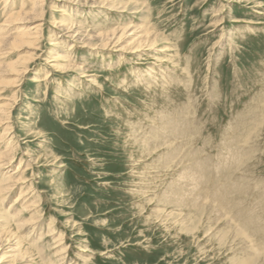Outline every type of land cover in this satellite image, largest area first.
<instances>
[{
	"label": "rangeland",
	"instance_id": "374dc122",
	"mask_svg": "<svg viewBox=\"0 0 264 264\" xmlns=\"http://www.w3.org/2000/svg\"><path fill=\"white\" fill-rule=\"evenodd\" d=\"M52 1L10 22L20 3L0 0L2 34L42 33L0 55V103L17 101L0 182L26 163L0 236L32 255L0 243V264H264V0ZM124 27L141 32L103 46ZM11 205L40 216L28 232Z\"/></svg>",
	"mask_w": 264,
	"mask_h": 264
},
{
	"label": "bare ground",
	"instance_id": "6f19581e",
	"mask_svg": "<svg viewBox=\"0 0 264 264\" xmlns=\"http://www.w3.org/2000/svg\"><path fill=\"white\" fill-rule=\"evenodd\" d=\"M12 1V4H13V6H15L16 5V3H17V1L20 3L19 5H20V10L19 11H13L12 13H10L9 15H8V17H7V19L9 18V19H11V21L10 22H15L16 21V18L17 17H21V16H28V15H33L34 16V20H41V19H43L44 18V12H45V7L47 6L46 5V0H11ZM10 0H6V3L8 4V3H10L11 2ZM55 1V0H54ZM54 1H52V10H53V6L55 5L54 4ZM66 1V0H65ZM67 1H73V0H67ZM99 1H109V0H99ZM124 1L123 0H113V3H111L112 5H116V6H120L121 8L122 7H124L125 8V6H126V4H129L130 5V3L129 2H125V3H123ZM122 3V4H121ZM80 5H83V4H80ZM85 5V4H84ZM132 6H135V5H132ZM136 7V6H135ZM26 9H28L29 11H30V13L29 12H26L27 10ZM62 9V8H61ZM60 9V10H61ZM122 12V11H121ZM29 13V14H28ZM63 16H65V15H63ZM220 16V15H219ZM9 19H8V21H9ZM28 19H26V22H28L27 21ZM72 20V19H71ZM53 21V20H52ZM75 21V20H74ZM73 21V22H74ZM42 22V21H41ZM54 22V21H53ZM77 23V22H76ZM65 24V21L64 20H60V21H58L57 22V20L54 22V27H58V25L59 26H61V25H64ZM136 25V24H135ZM83 26V25H82ZM81 26V27H82ZM40 28V27H39ZM61 28V27H60ZM70 28V29H69ZM69 28H66V30H68L67 32H71L72 31V28H73V25L71 26L70 25V27ZM145 28V27H144ZM36 29V28H35ZM4 30L5 29H2L1 28V32H0V55H2L1 54V51L3 50L2 49V46H4L5 45V43H8V45L9 44H12V45H14V44H18V45H28V46H32V47H34L33 45H36V42L39 40V38H40V36H41V32H35V31H32V28H28L26 31H22V30H20V31H18L17 33H14V36L13 37H10L9 36V34L7 35H4V34H2L3 32H4ZM80 30V29H79ZM76 31V30H75ZM146 31H147V29H146ZM65 32V31H64ZM130 32V33H129ZM138 32H141V29H139V28H135V29H133V28H131V27H124V29L121 31V32H119V33H117L116 34V32L115 31H113V32H111L110 34H99L98 36L100 37V39H102V37H104L105 39H104V44H103V46H107L108 44H109V41L110 40H116V43H119L120 42V40L125 36V35H127V34H129V36H134V35H137L138 34ZM77 33V35L79 34V36H81V35H84L85 33H82V32H76ZM13 34V33H12ZM39 34H40V36H39ZM72 34V33H71ZM67 36V35H66ZM73 36V35H72ZM85 36V35H84ZM55 37V36H54ZM138 37H139V39H138ZM144 36L143 35H141V36H137L136 38H135V40L137 39L138 41H141L142 42V40H140L141 38H143ZM79 38V37H78ZM160 38V35H156L154 38H151V40L153 41V44L154 43H156V41L158 40ZM56 39V38H55ZM41 40V39H40ZM71 40V39H70ZM90 40V39H89ZM145 41H147V38H146V40ZM40 42V41H39ZM57 43V44H56ZM56 45L57 46H60V43L59 42H57L56 41ZM122 43H123V41H122ZM89 43L87 42V45H88ZM110 46V45H109ZM38 47V46H37ZM116 47V46H115ZM121 47V46H120ZM141 48V45H139V47L136 49V50H138V49H140ZM35 50V49H34ZM106 50V49H105ZM157 50V49H156ZM67 53H59L58 55H56L54 58H55V60H56V62H64V61H66V59H67V55H66ZM39 55V54H38ZM33 59V57H30V59L29 60H25V61H21L20 62V67H19V69H17L16 71H14L12 74H14L15 76H16V78H17V80L22 76V75H26L27 73H28V62L30 61V60H32ZM37 61V60H36ZM54 63V62H53ZM58 66H60V65H58ZM58 68V67H57ZM60 68H62L63 70H65V69H67V68H72L71 66L70 67H63V66H60ZM77 68V67H76ZM59 69V68H58ZM49 75V74H48ZM170 76V75H169ZM34 78V77H33ZM49 79V78H48ZM16 79H15V81L14 82H16L17 81ZM35 82H39L38 80L39 79H37L36 77H35ZM20 80H18V82H19ZM21 84V83H20ZM14 85V84H13ZM21 87V86H20ZM19 95V94H18ZM2 103H0V127L3 125H5L6 123H8V119H9V113H10V108L12 107L13 108V106L14 105H16L17 104V101H16V99L14 98V100H12V99H9V101H1ZM10 124V123H9ZM6 126V125H5ZM10 127H12L11 125H10ZM13 130V129H12ZM4 133H3V135H2V137H0V139H4L5 137H7V134H9V132H10V129H9V127L8 126H6L5 127V129H4ZM12 136V135H11ZM12 138L13 137H11L9 140H8V143H11V142H13V140H12ZM17 139V138H16ZM7 142V141H6ZM14 143V142H13ZM16 143V142H15ZM15 145V144H14ZM17 145H18V143H17ZM7 146V145H6ZM5 147V146H4ZM13 148H11V147H9L8 146V148L7 149H5L3 152H0V170L2 169V168H4L3 167V165H5V163H8V162H11L12 160H13V158L15 157V151L16 150H14ZM27 155V154H26ZM22 158V157H21ZM7 160V161H6ZM6 161V162H5ZM25 165H26V163H25ZM25 165H24V163H23V159H21V161H20V163H19V165H18V169H17V171L15 172V173H6V174H4L3 175V177H2V179H1V182H0V197L2 198V200H4L5 199V195L6 194H9L10 193V191L14 188V186H17L18 184H20V183H24V181H23V177H21V175H20V177L17 175L18 173L17 172H19V170H20V168H24L25 167ZM21 173V172H20ZM30 185V184H29ZM33 186V185H32ZM22 189V188H21ZM24 189V188H23ZM34 192V191H33ZM36 192V191H35ZM28 195V191L27 190H24V191H21V193L19 194V196H18V199L17 200H20V199H24L25 198V196H27ZM35 200V199H34ZM24 202H25V200H24ZM29 204V203H28ZM23 204H21V206H22ZM27 205V204H26ZM34 206H36V204H35V202H31L30 203V205L28 206L29 208H32V207H34ZM24 207H27V206H24ZM9 210L12 212V214L10 215L9 214V218L10 219H12V218H14L15 216H16V223H17V231H21V230H25L26 231V225H29V224H31V223H33V222H35L36 223V221H34L35 219H39L40 218V216H35V214H34V216L32 217V218H30L29 220H27V221H23L22 219H20L19 220V222H17L18 221V219L20 218V216L22 215V212L21 211H18V212H16L17 210L15 209L14 210V205H11L10 206V208H9ZM12 216V217H11ZM44 221V220H43ZM53 221V220H52ZM53 227V226H52ZM53 230V229H52ZM26 232H28V231H26ZM25 232V235L27 234ZM47 233V232H46ZM24 235V236H25ZM35 234H33V236H34ZM52 235V234H51ZM14 236V234H8L6 237H3V236H0V243H5V244H10V246L9 247H7V249H8V251L10 252V253H17L16 255H18L21 259H23V260H28V258H30V256H32L31 255V253L29 252V249H26V250H22V249H19V245H20V241H18V242H14V243H10V238L11 237H13ZM28 236H32V233H31V235H29L28 234ZM27 238H29V237H27ZM33 238V237H32ZM41 239H43V234H40V236H39V239H38V242H39V240H41ZM54 240H55V238H54ZM32 242V241H31ZM56 242H58V240H55V243ZM34 243V242H33ZM36 244H38V243H36ZM18 245V246H17ZM35 245V244H34ZM13 246V247H12ZM12 247V248H11ZM51 248H55V246L54 247H52V245L50 246ZM42 252H44V250H45V247H43L42 249ZM86 251V250H85ZM41 251L39 250V253H40ZM41 254V253H40ZM39 254V255H40ZM54 255L55 256H57V262H59V261H61V260H63V258H61V252H60V249H55V253H54ZM43 257V256H42ZM54 257V256H53ZM60 257V258H59ZM22 260V261H23ZM72 261V260H71ZM25 263V262H24ZM56 264V263H55ZM71 264V263H70Z\"/></svg>",
	"mask_w": 264,
	"mask_h": 264
}]
</instances>
